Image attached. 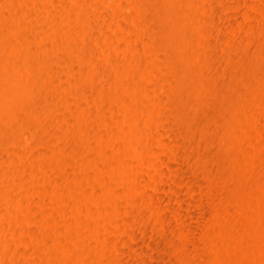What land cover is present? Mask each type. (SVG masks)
<instances>
[{
	"label": "rangeland",
	"instance_id": "obj_1",
	"mask_svg": "<svg viewBox=\"0 0 264 264\" xmlns=\"http://www.w3.org/2000/svg\"><path fill=\"white\" fill-rule=\"evenodd\" d=\"M149 1L0 0V264H264V0Z\"/></svg>",
	"mask_w": 264,
	"mask_h": 264
},
{
	"label": "bare ground",
	"instance_id": "obj_2",
	"mask_svg": "<svg viewBox=\"0 0 264 264\" xmlns=\"http://www.w3.org/2000/svg\"><path fill=\"white\" fill-rule=\"evenodd\" d=\"M154 1H156V0H153V4H154V3H155V4L153 5L152 2H151V4H152L153 6L158 5L157 7H158L159 9H155V8H157V7H154L153 10L157 11L156 13H158V10L162 12V9L160 10V7H161V6H160V4H158V3H159L158 1H160V0L156 1L157 4H156V2H154ZM149 2H150V1L148 0V3H149ZM149 4H150V3H149ZM149 4H147V5H149ZM152 5H150L151 7L149 6L151 9H152ZM159 6H160V7H159ZM147 8H148V7H147ZM151 9H149V11H151ZM155 11H151V12H149V13H150V16H151V13L154 14ZM156 13H155V14H156ZM153 14H152V15H153ZM158 15H161V13L159 12V14H157V16H158ZM158 17H159V16H158ZM154 18H155V15H154ZM156 21H157V23H156ZM158 21H159V18L157 19V17H156L155 24L157 25V27L155 26V24H153V27H154V32L157 30V33L159 34V36H157V42H158V37H159V42L161 41V43H162V42H163L162 39H163V37H164V34H163V33H165V32H164V27H163V26H165V25H164L165 23H164V21H159V22H158ZM160 22H163L164 24H163V23L160 24ZM161 25H163V26H161ZM155 27L157 28L156 30H155ZM162 27H163V28H162ZM157 33H156V34H157ZM158 34H157V35H158ZM161 34H163L162 39L160 38V35H161ZM160 39H161V40H160ZM159 42H158V44H160ZM160 45H161V44H160ZM31 99H32V98H31ZM35 99H36V100L38 99V100L41 102V101L43 100V97H42V98L35 97V98L32 99V100H35ZM40 99H41V100H40ZM32 100H31V101H32ZM36 100H35V101H36ZM38 100H37V101H38ZM44 100H45V99H44ZM27 101H28V100H26V101H24V102L27 103ZM35 101H33V103H34ZM37 101L35 102V104H33V103H32V104H33L34 106H35V105L39 106L41 103H39V105H38V102H39V101H38V102H37ZM45 102H46V101H44V103H45ZM21 103H23V102H21ZM28 104H30V106H31V102H28ZM46 104H47V103H46ZM17 105H18V104H17ZM19 105H20V102H19ZM22 105H24V103L21 104V108L16 109V111H15V113H14V118L12 117L13 114L10 115V116L12 117V119L15 121V125L13 124L14 127H12V130H10V128H9L10 133H11L10 137L13 135L14 137L18 138L19 140H21L19 143L22 142V139H20V137L23 135V132H26V131H27V130L24 129V125H25V124L22 123V122L25 120V119L23 120L24 117L28 116V114H29L30 112H32V113L34 114L36 111H37L36 113H37L38 115H41L42 117H41V116H40V117L43 118V119H44V116H47V117L50 116L49 113H47V112H49V111H48V109L46 108L47 105H45V104L40 105V107H42V108L45 107V110H43V109L40 108V107H38V108H40V110L42 109V112H43V111L46 112V110H47L46 114H48L49 116L46 115L45 112H44V114H45V115H44L42 112H40V110H39V112L42 113V114H39V113H38V110L36 109V108H37L36 106H35V107H36V108H35V107L32 105V106H31V107H32V110H31V107H30V110H29V108H28L29 105H28V106L26 105L27 108H28V110H27L26 108H23ZM44 105H45V106H44ZM43 106H44V107H43ZM16 107H17V106H16ZM19 107H20V106H19ZM33 107H34V110H33ZM35 109H36V110H35ZM211 109L214 111V109H213L212 107H211ZM12 110H13V109H12ZM14 110H15V109H14ZM209 111H211L210 108H209V110H208L207 112H208L209 115H211V113H213V112L211 111V113H209ZM214 112H215V111H214ZM35 115H36V114H35ZM38 115L36 116V118L33 117V118L36 119L34 122H36L38 119H40ZM10 116H9V117H10ZM32 116H33V115H32ZM37 117H38V119H37ZM47 117H46V119H47ZM31 118H32V117H31ZM6 119H8V116L6 117ZM12 119H11V121H12ZM27 119H29V116H28ZM43 119H42V120H43ZM9 120H10V119H9ZM9 120H8L7 122H9ZM22 120H23V121H22ZM32 120H33V119H32ZM40 120H41V119H40ZM42 120H41V121H42ZM9 124H10V123H9ZM28 124H29V123H28ZM32 124H33V123H32ZM39 124L42 125V124H43V121H42V123H39ZM25 126H26V125H25ZM28 126H29V125H28ZM28 126H27V128L31 129V128L28 127ZM31 126H32V125H31ZM36 126H38V125H35V128H38V127H36ZM42 129H43V127H42ZM2 130H3V129H2ZM7 130H8V129H7ZM9 130H8V131H9ZM31 130H34V128L31 129ZM37 130H38V129H37ZM4 131H5V130H4ZM4 131H2V134L0 133V140H1V139L3 138V136H4V134H3ZM8 131H5V132H8ZM43 131H44V130H43ZM43 131H41V132H43ZM35 132H37V131H35ZM33 133H34V132H33ZM33 133H32V134H33ZM43 133H46V132L44 131ZM5 134H6V133H5ZM41 134H42V133H41ZM8 135H9V134H8ZM8 135H7V136H8ZM35 135H37V133H36ZM1 136H2V137H1ZM32 136H34V135H32ZM23 137H26V135H25V136L23 135ZM23 137H22V138H23ZM29 137H31V136H28V138H29ZM36 137H37V136H35V139L38 140V138H36ZM42 137H43V136H42ZM42 137H41V138H42ZM24 139H27V137L24 138ZM2 140L4 141V142H3V141H2V142L5 143V137H4V139H2ZM7 140H8V139H7ZM15 140H16V139H15ZM15 140H14V141H15ZM19 140H18V141H19ZM16 142H17V141H16ZM9 143H12V141L9 142ZM9 143H8V144H9ZM5 144H7V141H6ZM8 144H7V145H8ZM12 144H13V143H12ZM14 144H16V143H14ZM10 145H11V144H9V147H10V148L8 147L9 149L7 148L6 145H5L6 147H5L4 145H2V146H4L5 148H7V150H6V152H7V151L10 150L11 147H12V146H10ZM17 145H18V143H17ZM17 145H15L14 147H16ZM0 146H1V145H0ZM18 146H20V145H18ZM18 146H17V147H18ZM17 147H16V149H17ZM12 148H13V147H12ZM3 149H4V148H3ZM18 149H19V148H18ZM4 150H5V149H4ZM14 151L16 152V154L19 153V152L17 153L18 150H14ZM19 151H20V150H19ZM0 152H1V151H0ZM3 152H4V151H3ZM3 152H2V153H3ZM10 152H13V149H12ZM15 152H13V154H14ZM3 154H4V153H3ZM16 154H14V155H16ZM2 157L4 158V155H2ZM2 157H1V153H0V158H2Z\"/></svg>",
	"mask_w": 264,
	"mask_h": 264
}]
</instances>
